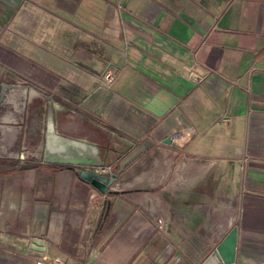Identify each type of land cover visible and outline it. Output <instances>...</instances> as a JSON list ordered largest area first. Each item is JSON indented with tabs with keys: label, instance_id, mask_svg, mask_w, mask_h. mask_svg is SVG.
<instances>
[{
	"label": "crops",
	"instance_id": "0c3cea01",
	"mask_svg": "<svg viewBox=\"0 0 264 264\" xmlns=\"http://www.w3.org/2000/svg\"><path fill=\"white\" fill-rule=\"evenodd\" d=\"M4 84L0 264H264V0H0Z\"/></svg>",
	"mask_w": 264,
	"mask_h": 264
},
{
	"label": "water",
	"instance_id": "95a60500",
	"mask_svg": "<svg viewBox=\"0 0 264 264\" xmlns=\"http://www.w3.org/2000/svg\"><path fill=\"white\" fill-rule=\"evenodd\" d=\"M34 90L27 84H4L0 98V121L11 101L15 102L19 119L7 124L22 125L27 104L32 99ZM31 247L39 252H45L46 243L43 240L33 239ZM238 228H234L219 244L216 250L210 254L203 264H233L237 262Z\"/></svg>",
	"mask_w": 264,
	"mask_h": 264
},
{
	"label": "built area",
	"instance_id": "2783aa9c",
	"mask_svg": "<svg viewBox=\"0 0 264 264\" xmlns=\"http://www.w3.org/2000/svg\"><path fill=\"white\" fill-rule=\"evenodd\" d=\"M104 78L110 85L113 83L115 76L113 73L106 72L104 74ZM185 138H186V134L184 132H180V131L172 132L168 137L167 143L179 146L181 143H183ZM36 264H65V262L61 258L48 257L46 259L37 260ZM233 264H238V263L236 262Z\"/></svg>",
	"mask_w": 264,
	"mask_h": 264
}]
</instances>
